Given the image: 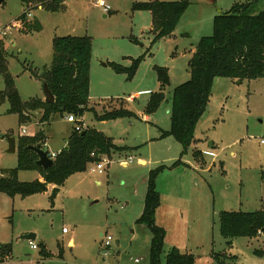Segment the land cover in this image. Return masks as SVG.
<instances>
[{"label": "rangeland", "instance_id": "1", "mask_svg": "<svg viewBox=\"0 0 264 264\" xmlns=\"http://www.w3.org/2000/svg\"><path fill=\"white\" fill-rule=\"evenodd\" d=\"M105 1L111 6L108 13L96 0H65V7L57 12L31 8L33 17L27 18L42 25L41 31L31 33L22 32L16 20L28 9L21 0H7L0 7V40L24 101L43 92L42 81L30 69L41 73L52 63L53 37L91 38L97 69L90 78V109L77 120L126 147L113 152L103 173L92 171L96 164L91 163L85 171L70 176L54 201L56 186L25 197L0 193V242L12 244L9 260L13 264H150L152 229L138 219L144 212L150 171L165 165L168 168L156 179L161 196L156 224L166 231L162 264L173 246L193 253L196 264H264V255L256 253L264 252V234L259 233L264 230L254 238L231 240L220 232L222 211L264 208V78L242 83L217 78L208 108L197 122L195 140L185 154L174 137L161 136L171 129L173 91L190 79L189 61L201 39L213 34L215 16L235 3L254 0H189L174 34L155 42L151 12L133 8L137 2L150 0ZM263 9L264 0H258L256 11ZM138 58L142 60L132 78L109 64L131 67ZM102 63L108 66L101 68ZM156 66L169 72L166 100L145 119L150 94L160 89ZM5 86L0 73V90ZM121 103L137 117L101 123L91 109L100 113L106 106L119 108ZM9 107V101L0 105V169L17 167L20 136L32 137L40 129L41 111L35 112L32 121L21 123L17 114L8 112ZM68 115L57 114L41 127L47 136L45 149L51 154L67 145L77 125L67 120ZM6 135L16 138V152L7 151ZM196 150L201 153L195 158ZM140 158L146 163L140 164ZM179 159L182 162L172 166ZM124 161L129 165L124 166ZM38 178L35 170L19 172L21 181ZM29 232L36 234L38 249L21 238ZM107 235L112 236L110 246L102 241ZM70 238L74 245L68 244ZM42 244L52 253L50 258L43 257Z\"/></svg>", "mask_w": 264, "mask_h": 264}, {"label": "trees", "instance_id": "2", "mask_svg": "<svg viewBox=\"0 0 264 264\" xmlns=\"http://www.w3.org/2000/svg\"><path fill=\"white\" fill-rule=\"evenodd\" d=\"M21 1L29 10L42 5L43 9L50 12L62 9L65 2V0ZM257 3L258 0L238 2L229 11L215 16L213 34L201 39L189 61L190 79L178 85L173 91L170 111L171 129L162 132L161 136L174 137L183 145V154L195 140L197 122L208 108L217 78H229L240 83L244 80L264 78V9L257 12ZM190 4L189 0H150L137 2L133 8L151 12V31L155 36V42L174 34ZM28 9L16 19L20 23L21 31L24 33L41 31L40 22L27 18ZM141 60V58L134 59L131 67H124L116 62L109 64L116 72L127 73L129 78H132ZM91 61L92 40L89 36H55L51 65L45 67L41 73L38 69H30L32 76L39 78L42 84H48L55 96V102L47 103L38 96L24 101L15 85V78L9 72L8 52L3 41L0 40V73L3 74L6 84L5 89L0 90V105L9 101L8 112L17 114L21 123L32 121L36 116L35 112H42L38 120L39 131L32 137L22 135L19 138L17 167L0 169V193L10 197L16 195L25 197L46 192L50 184L61 187L70 176L85 171L89 164L99 162L102 156L111 158L113 152L126 149L117 145L112 137L90 126H85L79 131L73 128L67 139V145L57 153L54 165L47 169L37 165L39 156L30 148L41 144L45 149L47 136L41 127L50 124L55 115L75 114L77 117H83L90 109ZM156 71L160 89L150 94L145 107L147 116L156 113L166 100L165 89L170 78L168 69L156 66ZM91 109L95 111V117L99 121L137 117L136 113L125 108L123 103L119 108L106 109L101 113L95 108ZM78 122L83 124L81 121ZM200 153L201 150H196L194 157H198ZM180 162L182 161L179 159L172 166ZM167 168L163 165L150 171L144 212L138 219L140 224L152 229L150 264H162L166 231L164 227L156 224V210L161 203L156 179ZM22 170L38 171L42 179L21 181L19 172ZM259 230H264V208L252 212L222 211L220 213V232L226 239L254 238ZM41 253L44 257L52 255L43 244ZM256 253L264 255L261 251ZM9 257H12V244L0 243V264ZM165 260L166 264H196L193 253L182 252L176 246L167 252Z\"/></svg>", "mask_w": 264, "mask_h": 264}, {"label": "water", "instance_id": "3", "mask_svg": "<svg viewBox=\"0 0 264 264\" xmlns=\"http://www.w3.org/2000/svg\"><path fill=\"white\" fill-rule=\"evenodd\" d=\"M7 0H0V7L6 2ZM43 94L45 97V101L47 103H54L55 102V96L52 93L51 89L49 88L48 84L44 83L43 84ZM5 138L7 139L9 148L8 152L9 153H14L17 151V143H16V138L10 135H6ZM31 149L37 152L39 159L37 160V165L42 166L44 169H47L51 166L54 165V159L49 156V151L44 149L41 144L37 146H30ZM60 190V187L56 186L53 189V194L51 199L54 201V198L57 195V192ZM22 239L24 240H35L36 239V234L29 232L21 236Z\"/></svg>", "mask_w": 264, "mask_h": 264}, {"label": "built area", "instance_id": "4", "mask_svg": "<svg viewBox=\"0 0 264 264\" xmlns=\"http://www.w3.org/2000/svg\"><path fill=\"white\" fill-rule=\"evenodd\" d=\"M96 5L101 7L105 13H108L111 10V6L105 0H96ZM38 7L42 8V5H39ZM27 17L28 18H32L33 17L32 12L29 11L27 13ZM10 27L11 26L9 25V26L5 27V29L9 30ZM2 33H3V35H6V31H4V32L2 31ZM67 120L69 122L77 123V125L75 127V129L77 131L81 130L85 126V125L82 126L81 124H79V122H78L79 120H77V116L75 114L68 115L67 116ZM24 133H26L25 129L23 130V134ZM262 143H264V140H262ZM56 155H57V153L51 154L49 152V156L51 158H53V159L56 157ZM132 160L133 159L130 158V161H132ZM109 161H110V157L109 156H105V155L102 156V158H101V160L99 162L94 163V164H96V167H92V171H97L98 173H103L105 168H106V163L109 164ZM63 232L64 233L67 232V229L63 228ZM259 233L260 234H262V233L264 234V232H262V231H259ZM29 241H30L29 242L30 247L32 249H38L39 248V246L35 243V241H33V240H29ZM102 241L104 242L105 246H110L111 245V241H112V236L111 235H107ZM2 264H13V263L8 258ZM31 264H36V263L32 262Z\"/></svg>", "mask_w": 264, "mask_h": 264}, {"label": "crops", "instance_id": "5", "mask_svg": "<svg viewBox=\"0 0 264 264\" xmlns=\"http://www.w3.org/2000/svg\"><path fill=\"white\" fill-rule=\"evenodd\" d=\"M63 6L65 7V4L63 3ZM39 8V7H38ZM41 9H43V8H41ZM29 10V9H28ZM25 11V10H24ZM30 11V10H29ZM29 11H27V13L29 12ZM31 12V11H30ZM23 13V12H22ZM21 13V14H22ZM21 14H19L18 16H17V18L21 15ZM16 18V19H17ZM15 22H13L12 24H14ZM53 39H54V37H53ZM52 46H53V41H52ZM51 65V64H50ZM49 65V66H50ZM101 68H103L104 66L106 67V66H108L107 65V63L105 64V63H102L101 65H99ZM46 67H48V65L46 66ZM94 68H96L97 69V66L95 67V65H94V61H93V57H92V61H91V75H92V72H93V70H94ZM42 94H43V92H42ZM41 94V95H42ZM41 95H38V97H41ZM45 99V98H44ZM129 99V101H130V99H132L131 97H129L128 98ZM112 108V107H111ZM106 109H108L107 108V106H106V108L104 107L101 111H100V113L103 111V110H106ZM109 109H110V107H109ZM95 110H97V109H95ZM97 112H99L98 110H97ZM42 113V112H41ZM149 117L150 116H147V115H145L144 116V118L145 119H149ZM101 122V121H100ZM102 123V122H101ZM101 131V130H100ZM103 132V131H102ZM104 133V132H103ZM58 153V152H57ZM139 163L140 164H144V163H146V160L145 159H143V158H140L139 159ZM123 165L124 166H127V165H129V163L127 162V161H124L123 162ZM38 179H42V177H41V175L39 174V178ZM98 183H99V180H98ZM53 187H55V185H52V184H50V185H48V190H50V189H52ZM47 192V191H46ZM166 239V238H165ZM1 243V242H0ZM71 243L74 245V243H75V241H74V238H70L69 239V241H68V244L69 245H71ZM3 244H5V243H3ZM30 245V244H29ZM43 246H45V248H46V250L47 251H49L48 249H47V247H46V245L45 244H43ZM44 257V256H43ZM44 258H50V257H44Z\"/></svg>", "mask_w": 264, "mask_h": 264}]
</instances>
